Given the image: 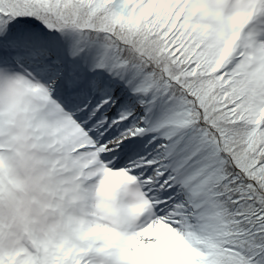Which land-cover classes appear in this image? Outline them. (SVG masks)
Instances as JSON below:
<instances>
[{
    "label": "snow or ice",
    "instance_id": "1",
    "mask_svg": "<svg viewBox=\"0 0 264 264\" xmlns=\"http://www.w3.org/2000/svg\"><path fill=\"white\" fill-rule=\"evenodd\" d=\"M0 264H264V0H0Z\"/></svg>",
    "mask_w": 264,
    "mask_h": 264
}]
</instances>
